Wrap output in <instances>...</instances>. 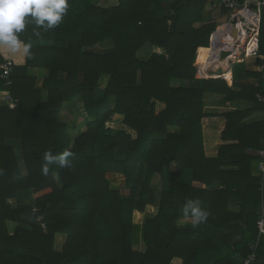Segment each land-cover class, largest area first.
Wrapping results in <instances>:
<instances>
[{
    "label": "trees",
    "instance_id": "trees-1",
    "mask_svg": "<svg viewBox=\"0 0 264 264\" xmlns=\"http://www.w3.org/2000/svg\"><path fill=\"white\" fill-rule=\"evenodd\" d=\"M67 3L52 29L26 18L18 35L31 44V58L13 65L9 87L0 55V99L19 101L15 109L0 106V264H241L257 242L253 264H264L257 227L264 120L251 121L264 113V9L258 52L238 64L229 86L197 78V51L200 62L218 28L205 14L211 0ZM219 11L220 19L231 15ZM146 47L162 58H141ZM39 70L48 72L41 86ZM76 99L88 117L74 135L77 126L61 114ZM207 104L222 111L208 113ZM211 118L225 125L208 154L203 124ZM45 152H70L71 167L50 165L44 175ZM108 174L125 177L127 194L112 188ZM156 190L158 213H148ZM190 199L207 220L181 226Z\"/></svg>",
    "mask_w": 264,
    "mask_h": 264
},
{
    "label": "clouds",
    "instance_id": "clouds-1",
    "mask_svg": "<svg viewBox=\"0 0 264 264\" xmlns=\"http://www.w3.org/2000/svg\"><path fill=\"white\" fill-rule=\"evenodd\" d=\"M67 9V0H0V46L12 53L22 51L26 57L31 58V44L21 41L18 35L25 29L26 18L31 17L37 27L48 30L61 23ZM34 34L39 36L40 32ZM71 155L70 152H64L54 156L45 152L43 174H48L50 165L71 167ZM183 216L190 219L193 226L207 220V212L199 200H188L183 207Z\"/></svg>",
    "mask_w": 264,
    "mask_h": 264
},
{
    "label": "rangeland",
    "instance_id": "rangeland-1",
    "mask_svg": "<svg viewBox=\"0 0 264 264\" xmlns=\"http://www.w3.org/2000/svg\"><path fill=\"white\" fill-rule=\"evenodd\" d=\"M93 1L95 3H97L98 5L102 6V7H110V6H113V5L116 4V0H93ZM219 13H220L219 9H217L215 6H213L211 4L207 5L205 14H206V17L208 18V21H215L218 24V28H217L216 32L219 31V30H220V32H222L224 30H227V27L231 23L234 24V26H238L239 24H243L244 25V27H245V29L247 31V37L248 38H247V40L245 42L240 41V42L236 43V53L237 52L238 53H237V56H236V61H235V59L231 60V64H233L234 61L238 62V61L245 60L244 59L245 58V55H244L245 53L243 52V50L246 49L245 45L247 44V42H249L255 36L254 35V31H252V27H253L252 24L247 22V21H245L243 18H240V17L233 18V13H231L230 16H227L224 19H220L222 17L219 16ZM212 17H215V20H214V18L211 19ZM221 28H223V29L221 30ZM259 33H260V31H259ZM211 49H213V47H211ZM154 55L155 54L149 48L147 49V47L143 50L142 53H140L141 58H144V59H148V58H150V57H152ZM154 57H161V55L158 53ZM197 57H198V62H199L198 51H197ZM198 62H195L197 67L199 65ZM238 66H239L238 64H234V65H232L231 68L235 70V68H237ZM200 67H203V69H204V74H205L204 76L201 73V69H199ZM209 71L211 72V70L208 69L207 67L199 65L197 78L198 79H215L213 77H210V75L212 76L213 72L209 73ZM218 73H223V69L222 70H218ZM103 81H104L103 85H105V83L107 82V78H105ZM178 83L179 82L175 81V85L176 86L180 85ZM103 89H104V86L101 87V89L99 91V94L102 93ZM6 98L4 100L3 99H0V100H2L3 103H4L6 101ZM68 104H70V103H67L66 105H68ZM160 107H161V104H158L157 105V108H158L157 111H160V109H161ZM87 117H88V114H87V111L85 109L84 104L80 100L76 99V100H74L71 103V106H66L65 107L64 116L61 118L62 119L61 121L62 122H66L69 125L77 126L76 132L72 131V134L77 135V134H79V132L81 130L82 131L85 130V119ZM203 125H204L205 135L209 137V142L208 143L211 142L210 145L207 146L208 154H210V152L213 153L216 150V148L218 147V145L222 143L220 141V139H219V134H221V132L223 131L222 126H221L222 124H218L216 122L215 123V127H214L213 126L214 124H208V122L205 120ZM112 127L116 128L118 130L123 128V126L121 124V119L119 117H115L114 118ZM212 133H215L213 135V137H211ZM18 155H19L18 156L19 161L23 164L22 154H18ZM23 172L25 173L24 168H23ZM107 177L110 180L113 189H118L123 194H127V188L125 186L126 182H125V177L124 176L118 175V174H108ZM49 192H50V190L44 191L42 193V195H45V194H47ZM25 199L27 201H31L32 197L28 196ZM159 200H160V192L156 190L154 192L153 200L151 202V205H149L147 207V209H146L148 213H152V214L158 213ZM10 202L15 204L14 200H11ZM263 208H264V206H263ZM183 222L184 221L179 222L180 223L179 225L183 226L181 224ZM63 243H64V237H62V236L58 237V239H57V248L60 249ZM137 249L141 250V251L145 250L143 245H141ZM175 263L176 264H181V261H176Z\"/></svg>",
    "mask_w": 264,
    "mask_h": 264
},
{
    "label": "built area",
    "instance_id": "built-area-1",
    "mask_svg": "<svg viewBox=\"0 0 264 264\" xmlns=\"http://www.w3.org/2000/svg\"><path fill=\"white\" fill-rule=\"evenodd\" d=\"M214 4V6L219 9H225L233 13V18L235 17H240L243 18L245 21L249 22L248 16L250 14H253V21L251 22L252 24V31H254V35H256L257 40L259 42V31L261 27V21H262V11L264 9V0H211ZM233 26L234 24H230L228 28H230V32L232 35L233 31ZM219 33H215L213 35V49L216 50V52L219 50L218 55H219V61L220 60V53L222 50L226 51L223 46H220V41H219ZM248 45V44H247ZM258 52V46L255 51L252 53H249L246 47L245 50V58L249 56H254ZM231 56H229V59ZM236 61V60H235ZM243 61V60H242ZM240 62V61H238ZM13 61L7 60L6 63L2 67V79L5 82V86L9 87L12 85L11 81V74L13 71ZM200 69V68H199ZM6 103L10 106L11 109H15L19 106V101L12 99L10 96H7L6 98ZM257 155L260 159L259 164H258V171L260 173V176L264 179V146L263 149L259 150L257 152ZM37 209H35V212ZM257 227L259 231V238L264 236V210L261 213V216L257 222ZM257 247H258V242L253 244L251 246L252 253L243 260L241 264H253L257 260Z\"/></svg>",
    "mask_w": 264,
    "mask_h": 264
},
{
    "label": "bare ground",
    "instance_id": "bare-ground-1",
    "mask_svg": "<svg viewBox=\"0 0 264 264\" xmlns=\"http://www.w3.org/2000/svg\"><path fill=\"white\" fill-rule=\"evenodd\" d=\"M248 20L249 23H251L253 21V14H250L248 16ZM238 29L240 31H242V35L238 37V39L235 41L231 35L230 32V28L227 27V30L222 31L219 34V41H220V46H223L225 48V50H231L233 53L231 54L232 59L234 60L236 58V43L239 41L245 42L247 40V31L244 27L243 24H239ZM257 36L255 35L248 43L247 45V50L249 53H252V51H255L257 46H258V40L256 38ZM238 53V52H237ZM231 59V58H230ZM201 66L207 67L208 69L211 70V72L209 71V73H212V76L210 75V77L213 78H225V80L229 83L232 82L233 79V75L231 70H229V64H228V59L226 60H222L219 61V55L218 52H216V50L211 49L205 53L202 54L201 56V60L198 63ZM223 69L224 73L223 74H219L218 70L219 69Z\"/></svg>",
    "mask_w": 264,
    "mask_h": 264
},
{
    "label": "crops",
    "instance_id": "crops-1",
    "mask_svg": "<svg viewBox=\"0 0 264 264\" xmlns=\"http://www.w3.org/2000/svg\"><path fill=\"white\" fill-rule=\"evenodd\" d=\"M221 33V32H220ZM249 42H247V44H248ZM247 44L245 45V48L247 47ZM248 47H249V45H248ZM199 49H201V48H199ZM198 49V50H199ZM225 49V48H224ZM258 49H259V42H258ZM210 50V49H209ZM246 50V49H245ZM245 50H243V52L245 53ZM227 51V50H226ZM217 52H219V50L217 51ZM233 53V52H232ZM0 55L7 61V60H9V61H13V63H14V65H17V66H23V65H25V63H26V56L23 54V52L21 51V52H18V53H12V52H10L7 48H5L4 46H0ZM236 55H237V53H236ZM245 59V58H244ZM231 60H233L232 59V57H231V59H229L228 58V64H229V70H231V72H232V75H233V79H232V82L231 83H229V82H227L228 83V85L229 86H233V84L235 83V80H234V69H232L231 67H232V65H234V64H240V63H242L243 61H240V62H233V64H231ZM235 60H236V58H235ZM199 67V66H198ZM219 70H222V68L221 69H219ZM223 73H224V70H223ZM223 73H219V74H223ZM38 75H39V78H40V82H39V84H40V86L42 85V82H43V80L44 79H46L47 77H48V72L47 71H45V70H39V72H38ZM222 79H225V78H222ZM227 80V79H226ZM228 81V80H227ZM237 83H240V84H246V85H258V82H256L255 80H252V79H241L240 81H238ZM47 98V93L46 92H44V99H46ZM5 103V102H4ZM4 103H3V101L2 100H0V106H2V105H4ZM161 110L164 108V105H161ZM206 111L208 112V113H212V114H217V113H219V112H221L222 111V108L218 105V104H207V106H206ZM64 116V111L62 112V114H61V118ZM62 120V119H61ZM257 120H259V121H261V120H264V113H262V112H260V113H256V114H254V116L252 117V120L251 121H257ZM207 122H208V124H214L213 126L215 127V123L217 122L218 124H222L221 126H222V129H224V125H225V122H224V120L222 119V118H211V119H207L206 120ZM18 154H21V152H18L17 153V155ZM19 156V155H18ZM43 193V192H42ZM42 193L41 194H39L40 196L42 195ZM182 221H184L183 223H181L183 226L184 225H187V224H189L190 222H191V220L190 219H188V218H182L179 222H182ZM180 224V223H179ZM10 226H12L13 228H15V225L14 224H9Z\"/></svg>",
    "mask_w": 264,
    "mask_h": 264
},
{
    "label": "water",
    "instance_id": "water-1",
    "mask_svg": "<svg viewBox=\"0 0 264 264\" xmlns=\"http://www.w3.org/2000/svg\"><path fill=\"white\" fill-rule=\"evenodd\" d=\"M218 32L219 31H217L216 33H218ZM241 35H242V31H240L237 26H233V31H232L233 39L236 41L238 39V37L241 36ZM231 54H232L231 50H227V51L222 50L221 53H220V60L222 61V60L228 59L229 56H231Z\"/></svg>",
    "mask_w": 264,
    "mask_h": 264
}]
</instances>
